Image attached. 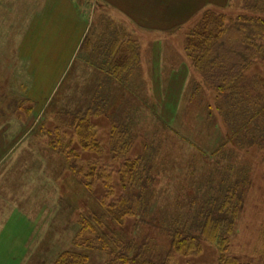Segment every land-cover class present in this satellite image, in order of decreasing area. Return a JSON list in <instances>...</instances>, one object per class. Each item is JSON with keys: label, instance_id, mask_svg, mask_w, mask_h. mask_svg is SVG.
<instances>
[{"label": "rangeland", "instance_id": "1", "mask_svg": "<svg viewBox=\"0 0 264 264\" xmlns=\"http://www.w3.org/2000/svg\"><path fill=\"white\" fill-rule=\"evenodd\" d=\"M212 1L220 6L218 12L228 14L230 19L243 14V1ZM166 2L171 8H180V13L194 3L192 0ZM54 5L67 6L73 13L72 22L83 27L84 37L75 53L69 47L63 51L58 42L54 44L56 49H52L51 42L43 40V34L37 31L42 26L35 21L44 20L48 8ZM120 7L131 13L121 11ZM146 19L143 11H138V4L130 0H113L110 4L104 0H0V151L8 156L10 149L15 150L5 159L15 162L14 165L5 166L1 172L0 215L3 225L12 224L16 228L12 234H4L0 249L3 264H54L67 251L87 253L89 264H105L108 260L104 253L74 245L80 214L103 190L96 188L92 196L82 183L74 182L60 163L55 166L54 157L52 166L48 165L45 142L37 136L38 126L51 119L48 113L55 104L53 98H61L58 92L68 78L67 86L72 91L96 79L93 71L98 62L96 48L107 21L138 45L140 65L127 83L132 92L138 93L141 104L135 116L136 138L130 156H149L151 165L163 171L155 188L158 210L167 206L173 210L179 191L180 201L196 196V205L190 212L197 211L201 196L210 193L214 197L220 187L209 192L207 185L203 189L198 186L201 176L213 166L223 173L227 169V176L235 182L239 179L244 183L247 177L243 187L244 207L229 238L227 256L240 264H264V144L246 143L256 136L253 129L257 126L253 123L243 134L247 135L245 146L227 147L226 153L221 151L220 162L214 161L211 154L221 139L226 138L228 130L221 117L215 121L220 116L216 94L202 84L201 76L185 54V37L192 27L186 26L171 35L152 25L145 26ZM86 38L94 46L91 59L81 51ZM255 73L264 79V64L257 66ZM75 92L78 100L82 92ZM61 95H66L64 90ZM69 98L73 96L67 94L66 100ZM208 106L214 112L211 118ZM95 123L103 155L107 157L109 125L105 119ZM65 131L66 137H70L71 132ZM114 182L118 185L117 179ZM136 222L139 219L127 225L129 237L137 241L147 239V247L162 254L169 246L164 228L151 230L140 222L134 230ZM203 244L200 256L177 260L176 264H225L226 259H221L216 246ZM10 255L17 257L16 263L10 262Z\"/></svg>", "mask_w": 264, "mask_h": 264}, {"label": "trees", "instance_id": "2", "mask_svg": "<svg viewBox=\"0 0 264 264\" xmlns=\"http://www.w3.org/2000/svg\"><path fill=\"white\" fill-rule=\"evenodd\" d=\"M232 1H243V14L230 19L218 8L207 9L188 31L184 43L185 54L201 76L202 84L216 94L220 103L217 110L220 116L215 121L221 117L227 126L226 138L211 154L219 162L221 151L225 152L227 147L245 146L247 135L243 134L253 123L257 126L253 129L256 136L246 143L264 144V79L253 74L257 66L264 64V0ZM104 23L107 27L96 48L98 62L93 70L96 79L84 88L75 86L82 92L77 100V90L67 86L68 78L58 92L61 98H53L55 104L52 103V111L48 113L51 119L40 124L37 133L45 142L48 165L54 157L55 166L60 163L74 182L82 183L92 196L96 188L103 190L89 206L85 205L78 218L75 247L104 253L108 258L105 264H176L177 260L200 256L203 242H207L216 246L221 259H226L225 264H240L227 252L229 238L244 207L243 187L247 177L244 183L239 179L235 182L227 176V169L223 173L213 166L201 176L198 186L203 189L207 185L209 192L220 187L214 197L210 193L201 196L197 211L190 212L196 205V196L180 201L179 191L173 210L169 206L158 210L155 188L163 171L151 165L149 156H130L136 138L135 116L141 104L138 93L132 92L127 83L140 65L138 45L112 22ZM91 46L88 38L81 46L89 59L94 49ZM63 90L66 95L62 97ZM67 94L73 99L66 100ZM208 109L211 118L214 112L210 106ZM101 119L109 125L107 157L103 155L95 123ZM65 130L71 132L70 137H66ZM138 219L151 230L164 228L169 246L162 254L147 247V239L137 241L129 237L127 225ZM139 223L133 225L134 230ZM89 260L87 253L67 251L54 264H89Z\"/></svg>", "mask_w": 264, "mask_h": 264}, {"label": "crops", "instance_id": "3", "mask_svg": "<svg viewBox=\"0 0 264 264\" xmlns=\"http://www.w3.org/2000/svg\"><path fill=\"white\" fill-rule=\"evenodd\" d=\"M104 1H106L108 4H110L111 1L113 2V0ZM130 1L138 4V11H143L144 17L146 16V18H148L145 20L147 22L144 23L145 26L152 25V27H155L156 30H159L161 33H171V35L177 34L181 29H185L186 26H190V28L193 27L194 24L198 21L197 19L200 18L202 13L207 9L220 8V6L216 5L218 3L213 2L212 0H203L202 2H200V0H192L194 1V3L192 4L191 8H183L182 13H180V8L179 10H177L178 8L175 7L171 8L168 4L169 2H166L168 0H137L138 2L134 0ZM179 3H181L180 0ZM66 7L67 6L61 8V6L55 5L53 7H49V13L46 14L45 18L46 20L44 19L42 21H35V23L42 26L37 31L41 33V35L43 34V40L51 42L52 49H56V46H54V44L58 42L62 45L63 51H67V48L69 47L73 48L75 53L84 37L83 29H81L83 27H79L80 23H76V21L72 22L74 19L73 13L69 12ZM119 9L121 11L131 13L127 8L125 9L123 7H120ZM173 9L175 11L177 10L178 13L174 12ZM56 16L58 17L57 20L54 19L56 18ZM69 30H72V33L69 32ZM69 33H71V37L68 36ZM8 149H6V153ZM12 153H15V150L10 149V153L8 154V156H4V152L0 151V177L1 172L5 166L12 167L14 165L15 162L5 160L6 158H10ZM0 198H2L1 195ZM15 229L16 228L13 227L12 224H9L8 226L3 225L0 215V249L2 247V244H4V234H12ZM9 259L11 263L13 261H15L16 263L17 261V257L13 255H10ZM1 261L2 259L0 253V264H3V261Z\"/></svg>", "mask_w": 264, "mask_h": 264}]
</instances>
